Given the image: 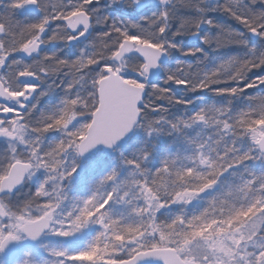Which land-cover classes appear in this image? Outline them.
Returning <instances> with one entry per match:
<instances>
[{"label":"snow or ice","instance_id":"1","mask_svg":"<svg viewBox=\"0 0 264 264\" xmlns=\"http://www.w3.org/2000/svg\"><path fill=\"white\" fill-rule=\"evenodd\" d=\"M0 264H264V0H0Z\"/></svg>","mask_w":264,"mask_h":264}]
</instances>
